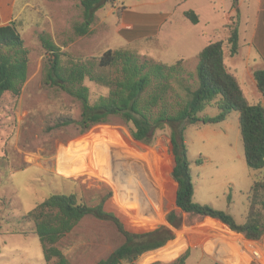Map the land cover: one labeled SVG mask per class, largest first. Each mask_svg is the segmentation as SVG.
I'll return each instance as SVG.
<instances>
[{
    "label": "rangeland",
    "instance_id": "obj_1",
    "mask_svg": "<svg viewBox=\"0 0 264 264\" xmlns=\"http://www.w3.org/2000/svg\"><path fill=\"white\" fill-rule=\"evenodd\" d=\"M23 2L27 3L17 19L28 49V75L19 95L4 92L0 96V264L52 263L43 259L33 222L20 220L52 192H75L89 204L103 200V207L118 216L128 230L164 228L174 234L173 241L122 264H221L204 247L203 231L209 229L203 224L214 226V221L206 218L185 226L181 220L180 226L174 227L166 220L175 189L167 168L168 128L157 131L152 144L134 140L129 126L118 116L85 132L75 123L48 128L60 113L78 119L80 104L65 92L43 84L45 50L38 34H48L73 57L122 47L169 64L182 59L193 82L199 50L209 41L225 40L229 26H224L234 25L236 11H229L226 0H109L95 11L91 33L74 37L72 25L81 20L79 0H16L15 8ZM186 10L198 13L199 22H190L183 14ZM223 49L227 53L225 43ZM225 58L230 61L228 54ZM256 62L264 67V59ZM85 84L91 102L106 92L93 82L86 80ZM257 96L247 95L253 102H259ZM216 112L208 106L202 114ZM184 141L196 200L228 212L241 223L247 209L245 192L223 185L230 173L241 178L246 175L238 164L243 147L237 113L230 112L216 124L187 125ZM200 156L202 166L195 164ZM58 170L76 174L64 177ZM207 180L212 182L211 191L203 184ZM123 240L111 220L89 214L56 246L72 264H94ZM185 250L188 255L180 263L176 259Z\"/></svg>",
    "mask_w": 264,
    "mask_h": 264
},
{
    "label": "trees",
    "instance_id": "obj_2",
    "mask_svg": "<svg viewBox=\"0 0 264 264\" xmlns=\"http://www.w3.org/2000/svg\"><path fill=\"white\" fill-rule=\"evenodd\" d=\"M107 1L79 0L81 20L72 25L74 37L91 33L95 11ZM235 1L232 0L233 4ZM183 14L190 22H199L195 11L186 10ZM226 26H229V34L225 40L210 41L199 50L193 82L182 59L169 64L122 47L107 48L98 55L84 58L73 57L48 34L39 33L38 39L45 50L43 84L65 92L80 104L78 119L60 113L48 128L75 123L85 132L94 124L106 123L111 116H118L129 126L131 137L145 144H152L156 132L168 128L166 150L170 161L167 168L177 186L166 220L179 227L181 220V225L192 226L207 218L225 233L260 240L264 234V106L249 102L236 75L225 65L224 43L231 55L238 51L237 28ZM19 27L17 18L0 25V96L4 92L19 95L27 79L28 49ZM252 75L264 98V68L253 69ZM86 80L105 88L106 92L91 102ZM208 106L216 108L217 113L202 114ZM233 111L237 113L244 158L253 175L241 223L226 211L194 200L191 161L184 141L187 125L216 124ZM201 162L202 156L195 159L196 165ZM103 202L89 204L75 192H52L20 220L33 222V233L39 239L43 259L51 264H72L56 243L89 214L111 220L124 237L120 245L94 264L131 263L143 252L174 240V234L164 228L128 230L118 216L103 207ZM187 255L188 250H185L176 260L182 263Z\"/></svg>",
    "mask_w": 264,
    "mask_h": 264
},
{
    "label": "crops",
    "instance_id": "obj_3",
    "mask_svg": "<svg viewBox=\"0 0 264 264\" xmlns=\"http://www.w3.org/2000/svg\"><path fill=\"white\" fill-rule=\"evenodd\" d=\"M226 1L229 2V11H236L234 15L235 18L230 14H228V16L229 18L233 17L235 19L234 26H236L238 31V51L234 55H231L227 46V53L224 50L225 65L230 72L236 75L238 82L249 102L257 103L251 101L247 97L248 94H256L259 95L257 96L259 99L261 98L259 100V103L263 104L264 106V101H262V99L264 98L258 91L252 75L253 69L264 68L256 62L257 59H264V0H236L234 4L232 0ZM15 2L16 0H0V25L7 24L10 20L17 18V16L20 14L27 3L23 2V4L19 8H15ZM250 6L252 7L251 14L249 11ZM226 23H228V20ZM226 54H228L230 61H226ZM238 58H240V60ZM203 164L204 161H202L198 165L202 166ZM238 164L240 166V169H243L245 171V178H241L234 173H230L227 177L224 178L223 185L226 184L227 186H231L234 188L235 186H237V188L245 192L246 196V192L252 184L253 175L252 171L246 164L244 153L243 157L238 155ZM68 168H70L69 165H66L65 169L69 170ZM58 174L67 177L75 175L76 173L70 172L65 174L58 170ZM203 184L207 191H211L212 182L207 180ZM176 186L177 183L175 182V189ZM193 188V197L196 200L194 184ZM175 189L173 191V199ZM230 190L231 189L229 188V194ZM196 201L203 202V200ZM203 227L209 229V231L207 232L203 231L205 252H207L212 259L217 260L221 264H250V254L248 251L249 246L257 248L264 255V234L260 240L250 242L241 238L240 236L225 234L221 230L215 228L211 224V222L203 224Z\"/></svg>",
    "mask_w": 264,
    "mask_h": 264
},
{
    "label": "built area",
    "instance_id": "obj_4",
    "mask_svg": "<svg viewBox=\"0 0 264 264\" xmlns=\"http://www.w3.org/2000/svg\"><path fill=\"white\" fill-rule=\"evenodd\" d=\"M225 234L233 235V234H228V233H225ZM236 236H239V235H236ZM241 238H243V237H241ZM245 240H247V239H245ZM247 241L251 242V241H255V240H247ZM250 245H252V244H250ZM248 251H249V254H250V264H252V263L253 264H264V255L262 254L261 251H259L257 248L252 247V246L251 247L249 246V250Z\"/></svg>",
    "mask_w": 264,
    "mask_h": 264
},
{
    "label": "bare ground",
    "instance_id": "obj_5",
    "mask_svg": "<svg viewBox=\"0 0 264 264\" xmlns=\"http://www.w3.org/2000/svg\"><path fill=\"white\" fill-rule=\"evenodd\" d=\"M157 215H158V213H157Z\"/></svg>",
    "mask_w": 264,
    "mask_h": 264
}]
</instances>
